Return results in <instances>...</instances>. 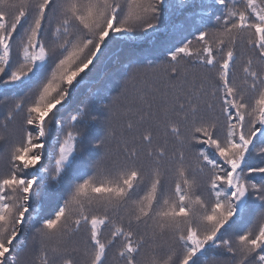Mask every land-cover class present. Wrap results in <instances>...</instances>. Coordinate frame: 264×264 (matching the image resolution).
Listing matches in <instances>:
<instances>
[{"label": "snow or ice", "instance_id": "6c2138e0", "mask_svg": "<svg viewBox=\"0 0 264 264\" xmlns=\"http://www.w3.org/2000/svg\"><path fill=\"white\" fill-rule=\"evenodd\" d=\"M0 264H264V0H0Z\"/></svg>", "mask_w": 264, "mask_h": 264}, {"label": "trees", "instance_id": "16d2710c", "mask_svg": "<svg viewBox=\"0 0 264 264\" xmlns=\"http://www.w3.org/2000/svg\"><path fill=\"white\" fill-rule=\"evenodd\" d=\"M189 2H190V3H189V7H190L191 4L195 2V0H189Z\"/></svg>", "mask_w": 264, "mask_h": 264}, {"label": "rangeland", "instance_id": "374dc122", "mask_svg": "<svg viewBox=\"0 0 264 264\" xmlns=\"http://www.w3.org/2000/svg\"><path fill=\"white\" fill-rule=\"evenodd\" d=\"M188 3H190L189 0H188ZM190 7H191V6H190ZM190 7H189V8H190ZM189 38L192 39V37H189ZM194 42H195V41H194Z\"/></svg>", "mask_w": 264, "mask_h": 264}]
</instances>
